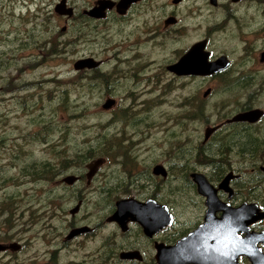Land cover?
Masks as SVG:
<instances>
[{
  "label": "flooded vegetation",
  "instance_id": "obj_1",
  "mask_svg": "<svg viewBox=\"0 0 264 264\" xmlns=\"http://www.w3.org/2000/svg\"><path fill=\"white\" fill-rule=\"evenodd\" d=\"M57 1L65 2L63 11H69V16L57 13L55 3L53 11L49 14L52 16L50 20L54 24V30L51 31L53 35H57V40L52 41L49 38L43 43L42 50L44 52L54 51L69 46L78 52L76 57L79 59L76 62L82 59H93L100 63L97 69L90 70V72L96 70L99 72L103 66V61L95 58V51L105 50L112 53L111 65L117 66L121 71L120 81L127 82L130 79L133 82L145 84L163 82L165 83L163 91L166 99L167 95L172 96L173 91H175L179 94L180 100L181 98L185 100L187 95H183L184 86L190 82L195 84L264 82V0ZM65 37L68 39L65 40ZM222 42L228 44L230 49H217V45ZM195 46L203 47L208 62H214L225 57L229 62L228 67L208 77L178 76L169 70L170 67L178 64ZM32 56L35 58L30 60L31 62H39L37 53H32ZM101 73L104 75V80L112 83L103 88L107 94L106 99L115 100L114 107L104 110L105 113L116 118V120H119V114L126 116L125 120L120 119V121H126L128 124L133 123L134 118L145 122L142 129H134L133 134L137 144L143 145L145 143L147 146L150 138L149 130L153 127L150 120L146 121L150 112L123 111L135 108V105L140 108L142 106L144 109L146 102L140 104L130 102V107L120 108L118 100L111 97L107 92L116 82L109 76V72ZM173 84L176 86L172 87ZM177 85L179 86L177 87ZM147 91L150 90L147 89ZM208 97L202 98L203 101H198L204 102ZM182 102L184 104H182L181 109L186 110L188 104L185 101ZM117 108L120 111H117ZM254 108L258 107L235 111L228 109L227 113L221 115L215 113L218 116L215 119L207 117L206 111H171L167 118L171 125L177 122L176 116L183 119L180 122L181 125L190 120L191 122L202 121L203 134L201 136L199 134L196 139L191 141H189V135H183L184 130L181 127H179L181 132L176 128L178 134L180 133L178 135L180 136V144L190 145L193 143L191 146L195 147L197 160L194 161V158L192 161L182 162L181 168H178L177 171L172 170L169 161L155 162L149 160V162L154 163H149L147 168L145 167L144 171L140 172L144 175L138 177L134 185H137L135 189L143 194L142 198L138 197L136 200L146 202L152 199L164 204L173 217L172 225L151 238L143 234L138 223H129L128 230L121 232L117 224L107 221L115 210L114 203L111 212L105 208V216L101 222H93L91 213L90 220L87 221L77 220L78 214L74 216L73 222L70 223V230L87 227L88 231L80 234L71 242L88 238L93 240L97 235H100L99 252L94 255L100 264H107L108 262L109 239L110 242H119L118 253L138 251L143 258L142 262L123 261V263L145 264L149 262L156 264L154 261L156 243L173 246L178 240L195 231L205 222L208 210L206 197L199 194L198 188L191 178V175L198 174L205 178L214 191L215 200L218 204L213 214L216 221L223 216V211L219 210L220 206L229 210H238L242 206H252L253 209L245 212V215H242L238 220L239 225L235 227L234 238L242 244L255 241L256 245L253 248L261 256H264V108H261L263 116L256 123H228L236 114ZM209 130L212 132L205 140L204 133ZM172 134V131H167L166 137L172 138ZM236 137H240L241 140L236 142ZM106 143L109 144V141ZM206 154L214 157H206ZM107 162L109 159L103 160V163ZM158 164L167 171L166 178L153 174L152 169ZM71 172L73 173L70 175L79 177V180L70 187L64 185L67 189L75 190L85 181L87 190H89L97 179L96 174L88 184L85 178L87 170L74 169ZM226 177H229L228 186L221 188V182ZM172 179L181 180L184 187L185 197L182 195V198L185 201L183 206H185L184 212L188 214L182 216L184 218L183 223H180L177 214L173 211L176 202L171 201L170 197L166 198L165 203L159 202L158 198L153 197L157 190V182L162 183L163 188L171 192ZM185 179H188V182L183 184L182 181ZM61 185L63 184L61 183ZM78 189L84 190L85 187L82 186ZM117 190L118 188L111 189L112 192H117ZM99 192L104 193L99 188H95L92 193L98 194ZM176 192L180 194L181 190L176 189ZM110 226L113 227L114 231L108 235L106 230ZM0 245L5 248L0 251V256L5 255L4 260H8L6 255H11V252H14L9 248L11 243L4 240L0 241ZM244 248L247 249L248 247ZM244 248L238 252L239 256H237L236 262L238 264H251L249 257L244 254ZM0 260L2 264H8V262L3 261V258ZM84 262L85 260L81 261L80 264Z\"/></svg>",
  "mask_w": 264,
  "mask_h": 264
},
{
  "label": "rangeland",
  "instance_id": "obj_2",
  "mask_svg": "<svg viewBox=\"0 0 264 264\" xmlns=\"http://www.w3.org/2000/svg\"><path fill=\"white\" fill-rule=\"evenodd\" d=\"M55 3L59 2L57 0H0V55L7 58L4 64H11L8 71L0 70V143L1 146H7L0 151V174L5 177L0 180V241L8 240V243L21 246L18 252L6 255L8 260H4L5 255L0 256L8 264H80L84 260L82 264H100V261L94 258L95 253L99 252L100 235L93 240L89 238L76 242L66 240L70 223L73 222L68 211L77 202L73 195L77 192L83 195L77 220H90L91 213L93 222H101L110 201L114 204L122 198L143 197V194L135 189L137 185L129 181L136 180L138 175H144L140 172H143L149 163H154L149 160L169 161L172 170L177 171L182 162H187L183 153L185 155L195 153V147L191 146L193 143L179 146L173 142L180 134L174 132L176 128L181 132L179 129L181 127L184 130L183 135H189V141L203 134L204 127L202 128L203 123L201 124L200 120L188 121L181 125L180 122L183 119L176 116V123L171 125L167 121L171 111H183L181 110L184 104L182 101L186 102V99L180 100L179 94L175 91L172 96L167 95L166 99L163 91L165 83H136L130 79L127 82L120 81L121 71L117 66L111 65V52L95 51V58L103 61L99 72H109V76L116 82L110 89L112 93L110 96L118 100L120 108L130 107V102L134 104L146 102L144 109L142 106L140 108L135 105V108L123 111L150 112L146 121L150 120L153 127L149 130L150 138L147 146L145 143L137 144L133 134V130L142 129L145 122L134 118L133 123L128 124L126 121H120V119L125 120L126 116L119 114V120H116L102 110L101 106L107 95L104 89H96L91 85L90 89L85 88V91L81 92L79 87L66 86L65 81L80 73L73 70V63L79 59L76 57L78 52L66 46L60 48L65 51V54L52 55L54 57L48 55L46 58V51L42 50L43 43L49 38L52 41L57 40V35L52 34L54 24L49 14L53 11ZM64 39L67 40L68 37ZM217 49L229 50L230 46L222 42L217 45ZM31 52L37 53L39 62L30 61L35 58ZM85 75L92 76L90 71ZM51 79L55 81L50 82ZM59 80L63 81L62 84ZM246 83L248 87L244 91L233 87L232 90L235 91L227 94L228 97L220 91L223 83L190 82L184 86L183 95L203 101L202 93L211 88V95L203 103L201 102L202 110L208 113L207 117L210 119L218 118L215 113L220 115L227 113L228 109L235 107L234 103L238 105L248 102L253 107L264 108V82ZM174 86L176 85L173 84L172 87ZM66 89L70 92L75 106L69 111L60 107V92ZM147 89L150 91L148 92ZM169 96H171L170 99ZM117 111L120 110L117 108ZM46 120H49L47 125L53 129L50 138L56 144L60 143L62 136L64 141L72 139L78 144L81 143L80 141L92 140L96 135L106 136L111 148L110 153L116 162H113L111 158L107 163L102 162L91 189L87 190L84 181L78 186V188L84 186V190L76 188L63 191L60 186L61 179L72 174L71 171L50 183L31 182L23 176V172L29 169L26 161L29 156L32 160L47 157L49 149L35 140L38 138L37 132ZM100 126L102 128H99ZM167 131H172L174 136L172 134V138H167ZM194 136L196 137L193 138ZM240 140V137H236V142ZM121 160L132 162L128 174L123 173V167L118 164ZM87 164L84 165V170ZM119 179L123 183L117 192L113 193L111 199L100 204L94 202V199L99 197L96 196L97 193L92 192L99 187L102 180L112 184ZM124 183L126 184L123 185ZM182 183H185L184 180ZM163 187L162 183H158L156 192L158 197H161L157 200L163 202L170 197L171 201L176 202L173 211L177 214L180 223H183L182 216L187 212H184L185 200L182 195L183 197L185 195L181 180L172 179L171 192ZM176 189L181 190V193L176 194ZM54 195L58 198L50 205V211H48L49 200ZM112 231L114 229L110 226L106 233L109 235ZM108 245H110V239ZM115 245L119 246V242ZM0 264H2L1 260ZM107 264L125 263L117 259Z\"/></svg>",
  "mask_w": 264,
  "mask_h": 264
},
{
  "label": "water",
  "instance_id": "obj_3",
  "mask_svg": "<svg viewBox=\"0 0 264 264\" xmlns=\"http://www.w3.org/2000/svg\"><path fill=\"white\" fill-rule=\"evenodd\" d=\"M64 7L65 2L61 1L55 7V11L61 15L69 16V11H63ZM228 65L229 62L225 57H221L214 62H208L207 54L204 53L203 47L195 46L178 62V64L170 67L169 70L178 76L207 77L224 70ZM98 66L99 63L95 62L93 59H82L73 64V69L78 72L81 70L95 69ZM209 93L210 89L206 90L203 93V97H207ZM114 105L115 101L113 99H107L101 107L103 110H109ZM262 116V110L253 109L235 115L228 122H247L253 124ZM211 132L212 130L205 132V140L208 139ZM100 165V161L87 165L88 172L86 174V179L88 184L96 174ZM152 172L156 176H161L162 178L167 177V172L161 165H156L152 169ZM191 178L198 188L199 194L206 197V206L208 210L205 222L195 231L178 240L173 246H165L162 243H156V253L154 255L156 264H238L236 262L237 256H239L238 252L244 247L250 249L244 248V254L249 257L251 264H264V256H261L259 252L254 249L256 245L255 241L250 242L251 244L245 242L246 244L244 243V245L234 238L235 227L239 225L238 220L242 215H245V212L252 210V206H242L243 208L241 207L238 210H229L226 207L224 208V206H220L219 210L223 211V216L216 221L213 214L218 204L215 200L212 187L201 175L193 174ZM78 180L79 177L77 176L67 175L62 179V183L67 186H72ZM228 181L229 177H226L221 182L220 187L226 188L228 186ZM80 207L81 203L78 202L74 208L69 210V215L74 217L78 214ZM107 221L117 224L122 232L128 230L129 222L138 223L143 230V234L151 238L165 228L170 227L173 223V217L169 213L167 207L159 204L156 200L149 199L146 202H138L133 198H129L118 200L115 203V211ZM87 231V227L74 228L67 234L66 239L72 240ZM9 248L12 251H17L20 249V246L11 244ZM4 249L5 248L0 245V251ZM119 259L122 261L138 262L143 260L138 251L121 252L119 254Z\"/></svg>",
  "mask_w": 264,
  "mask_h": 264
},
{
  "label": "trees",
  "instance_id": "obj_4",
  "mask_svg": "<svg viewBox=\"0 0 264 264\" xmlns=\"http://www.w3.org/2000/svg\"><path fill=\"white\" fill-rule=\"evenodd\" d=\"M54 51H46V58L48 55H54V56H61L62 54H65V51L63 50H56L55 53L52 54ZM6 57H3L0 55V70L2 71H8L9 67L11 64H4L6 63ZM5 68V69H4ZM7 68V69H6ZM88 71H81L79 74H77L75 77L71 78L68 81H65L67 83L66 86L72 85V87H79L81 92L85 91V88L90 89V86L98 88H104L112 83L108 82L107 80H104V75L98 70L92 71L91 74L92 76H86L85 73ZM78 76V78H77ZM54 79H51L50 82H54ZM60 81V80H59ZM57 82V81H56ZM63 81H60V83ZM5 84V83H4ZM62 84V83H61ZM4 86V85H3ZM223 88H221V92L224 94H232L233 91L232 88H237L236 90L244 91L246 87H248V83L246 82H231V83H223ZM110 89V88H109ZM107 90L108 94L112 95V93ZM4 92V91H3ZM61 93V98H60V107L63 110L69 111L71 108H75L73 101L71 100L70 97V92L68 90H63L60 92ZM228 96V95H227ZM229 97V96H228ZM186 102L188 104V107L186 110L183 111H203L202 110V103L199 102L198 100L190 99V97L186 98ZM235 107L231 110L235 111L238 109H247L251 106V103L244 102L241 104L234 103ZM237 105V106H236ZM83 109V108H82ZM81 109V110H82ZM85 110V109H84ZM182 110V109H181ZM205 114V113H204ZM69 117H72V115H68ZM201 117L203 115H200ZM189 118V117H188ZM190 119V118H189ZM200 119V117H199ZM191 122V120H190ZM49 120H46L42 123L38 133V138L35 140L46 145V147L49 149V152L47 154V157L41 160H32L31 157L29 156L26 161L28 162V170L23 172V176H26L29 181L31 182H45V183H50L54 182L57 180L60 176L63 174H66L70 172L71 170L78 169V170H83V167L85 164L94 162V161H103L105 159H112L113 162H116V159H114V156L111 155L110 153V144H107V138L105 135L100 134L96 135L94 139L89 140V141H80L81 143L78 144L77 141H73L72 139H69L67 141L63 140V137H61V141L59 144H56L55 141H52L50 138L51 133L53 132V129L49 125ZM99 128H102L100 126ZM178 134L177 132H175ZM174 136V134H173ZM180 138L176 136L175 141L173 142L176 143V145L179 144V146H182L183 144L179 143ZM179 146L177 148H179ZM5 147V145L1 146L0 143V151H2ZM197 153L195 152L193 155L190 154H184V158H186L187 161H191L194 159L197 160ZM206 157H214L212 155L206 154ZM121 166L123 167V173L128 174L129 169L132 167V162H129L127 160H121L119 161ZM179 168H181L179 166ZM137 177H141L138 175ZM1 178H5L2 174H0V180ZM133 178V176H131ZM8 180V179H6ZM10 180V179H9ZM135 179H131L129 183L134 184ZM185 183L188 182V179L184 180ZM121 179L113 181L112 184H109V182L102 180L101 183L99 184V189H101L104 193L99 192L96 196H98V199H94V202H97L98 204L102 202H107V199H111L112 195L114 192L111 191L112 188H119L122 185ZM160 182H157V185ZM124 183L123 185H125ZM64 189H67L64 185H60ZM157 191V190H156ZM66 192V191H65ZM58 194V193H57ZM178 194V193H176ZM68 196V195H66ZM75 199L80 201L83 198V195L77 192L74 194ZM156 199L161 197H158L157 192L153 196ZM58 198L57 195H54L50 200L48 204V211H50V205L55 202V199ZM84 199H87L84 197ZM112 201L109 202V206L107 211L111 212L113 209V203ZM164 203L166 202L165 200L163 201ZM105 208V207H104ZM64 212V211H63ZM109 247V260L108 262H115L118 259V252H119V247L115 245L114 242H110ZM142 264V263H141ZM144 264V263H143ZM146 264H150L149 262H146Z\"/></svg>",
  "mask_w": 264,
  "mask_h": 264
}]
</instances>
